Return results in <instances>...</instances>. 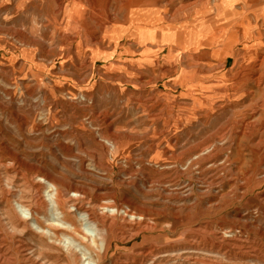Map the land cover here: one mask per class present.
<instances>
[{"label":"rangeland","instance_id":"rangeland-1","mask_svg":"<svg viewBox=\"0 0 264 264\" xmlns=\"http://www.w3.org/2000/svg\"><path fill=\"white\" fill-rule=\"evenodd\" d=\"M205 1L141 11L65 0L64 11L0 0V264H264V130L226 128L239 115L237 74L250 69L221 67L224 43H189L193 20L217 14L202 15ZM139 12L182 37L146 53L129 23ZM109 21L124 30L117 45ZM47 176L96 229L66 210L76 234L52 239L14 213L22 197L54 193L37 188Z\"/></svg>","mask_w":264,"mask_h":264},{"label":"bare ground","instance_id":"bare-ground-1","mask_svg":"<svg viewBox=\"0 0 264 264\" xmlns=\"http://www.w3.org/2000/svg\"><path fill=\"white\" fill-rule=\"evenodd\" d=\"M64 1L58 0L60 9L65 11V9H67V6L65 7ZM205 2H206V6L205 9L203 10L202 15L213 11V9L216 10L217 14L215 16H209L206 24L202 22L205 19V17L196 18L193 20V23L195 24H192L191 27L188 28V31L186 33L187 37L189 38V43H192L191 45L194 47H200L207 44L215 48L217 46L218 47L221 46L222 43H224L223 57L221 59V63L223 65H221V67L224 66V64H226L229 58H234L235 64L237 66L239 65L240 66L239 68L243 69V67H246V65L248 64L247 66H249L250 69L249 72L247 73H241V71H239L240 73L237 72L238 74L236 73L238 75L237 79L239 81L233 87V91H234L233 97L236 98L237 103L234 105H235V109L238 111L237 114L239 113V115L237 119L232 123H229L226 128L231 131H236V133L241 132L244 135L251 134L253 131L264 130V2H261L260 0H216V1L206 0ZM157 4H158V0H127L126 6L129 9L135 7V8H140L141 11H144V9L142 8H145V10L153 9V7L156 8L158 6ZM195 4H199V3L195 2ZM240 4L242 5L239 9L237 7H239L238 5ZM148 5H152V6H148ZM84 13L85 11H81L78 13V19H76L77 23L84 22ZM230 13H232L233 16H235V18L240 17L239 21L236 22L235 24H232L233 23L231 21L232 18L228 19L230 17H226ZM129 15L131 14L129 13ZM162 15H161V19L163 17ZM225 19L231 22H229L227 25L224 24L223 28L220 29L218 28L215 31H213L211 27L213 26L214 21H217L216 22L217 24L218 22ZM158 22H160L158 18L155 17L151 18L149 15L142 14L141 12L135 13L134 16L131 15L129 17V23L135 24L134 31L131 34L132 36H135L136 39H138L139 41L138 43L140 45L146 47V53H149L152 50V48L156 46L161 47L171 43L178 42L176 40L177 34H179L178 38L182 37L180 28L174 29L171 26L161 25V23ZM107 25L110 26L108 28L110 41L111 43L117 45L119 37L121 34L124 33V30L120 29V27H115L116 24H114V21H109ZM197 55H199V53ZM207 55L208 54H206V56ZM133 72H135V70ZM225 89L227 92L228 89L227 88ZM223 97L226 98V96ZM45 186H47L46 187L47 189L52 188L54 190V193L48 195L47 199L41 196L40 191L36 192V194L34 195H31L29 198L22 197V199L19 200L16 199L15 197L16 195H13L14 198L17 200L16 205L14 204V211H15L14 213L19 215L21 218L25 219L26 222H28V226L31 231L35 232L36 234L50 236V238L52 239L60 238L59 233L62 234L68 233L71 235H75L76 234L75 225L66 221V210L68 213L74 214L77 220L85 221L86 225L91 227L92 229L97 228V224L93 221L92 216L89 212L86 213L78 212L79 209L76 208L75 205H70L71 201L68 200V198L65 199L66 190H63V188L65 187L66 189H69L70 186L64 184L61 180L57 178H52L50 176H47L46 178H41L38 181V185H37L38 189L39 188L41 189L42 187ZM72 208H76V209L72 210ZM44 213H47L49 216ZM42 220L45 221L43 222ZM44 225L47 227V230L43 228ZM50 230L54 231L53 234H51ZM69 244L71 245L72 249L79 252L78 250H76L77 246L75 247L73 243L70 242Z\"/></svg>","mask_w":264,"mask_h":264}]
</instances>
